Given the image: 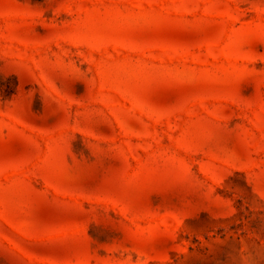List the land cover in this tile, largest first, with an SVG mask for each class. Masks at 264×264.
Returning a JSON list of instances; mask_svg holds the SVG:
<instances>
[{
	"label": "rangeland",
	"instance_id": "374dc122",
	"mask_svg": "<svg viewBox=\"0 0 264 264\" xmlns=\"http://www.w3.org/2000/svg\"><path fill=\"white\" fill-rule=\"evenodd\" d=\"M0 264H264V0H0Z\"/></svg>",
	"mask_w": 264,
	"mask_h": 264
}]
</instances>
